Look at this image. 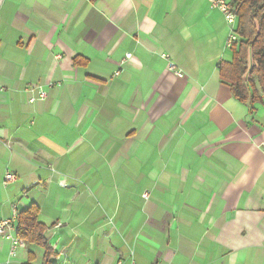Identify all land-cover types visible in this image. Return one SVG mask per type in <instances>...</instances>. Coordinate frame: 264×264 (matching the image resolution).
<instances>
[{"label":"crops","instance_id":"crops-1","mask_svg":"<svg viewBox=\"0 0 264 264\" xmlns=\"http://www.w3.org/2000/svg\"><path fill=\"white\" fill-rule=\"evenodd\" d=\"M232 30L210 0H0V222L37 207L52 264H264V102L222 75ZM23 243L0 264H43Z\"/></svg>","mask_w":264,"mask_h":264},{"label":"trees","instance_id":"trees-1","mask_svg":"<svg viewBox=\"0 0 264 264\" xmlns=\"http://www.w3.org/2000/svg\"><path fill=\"white\" fill-rule=\"evenodd\" d=\"M236 9V33L239 42L231 47L233 60L221 68L222 75L233 82V97L241 102H264V0H228ZM259 87L263 97L261 98ZM39 210L31 206L17 217L16 236L28 245L44 251L43 264H52L53 248L48 244V228L38 221ZM34 260L29 256L27 264Z\"/></svg>","mask_w":264,"mask_h":264},{"label":"built area","instance_id":"built-area-1","mask_svg":"<svg viewBox=\"0 0 264 264\" xmlns=\"http://www.w3.org/2000/svg\"><path fill=\"white\" fill-rule=\"evenodd\" d=\"M210 4L212 8H216L220 11L226 23L233 29L226 43V46L231 48L232 46L237 44L240 40L236 33V24H237L236 9L227 0H210ZM170 69H173V66H170ZM29 90L32 93L37 91L38 94L37 97L39 100H44L46 98V93L43 90H41V88L32 86L30 87ZM262 150L264 153V145L262 146ZM15 179L16 177L13 174L6 173L4 176V184H10L14 182ZM17 217H18L17 209L14 207L12 211L11 219L0 222V236L12 241V250H11L12 256L15 255V252L18 248H24L23 241L11 235V233H14L16 230L15 223Z\"/></svg>","mask_w":264,"mask_h":264}]
</instances>
